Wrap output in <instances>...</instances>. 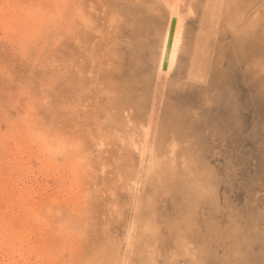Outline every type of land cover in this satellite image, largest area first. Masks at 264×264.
Segmentation results:
<instances>
[{
  "label": "rangeland",
  "instance_id": "1",
  "mask_svg": "<svg viewBox=\"0 0 264 264\" xmlns=\"http://www.w3.org/2000/svg\"><path fill=\"white\" fill-rule=\"evenodd\" d=\"M122 2L78 19L84 49L72 0H0V264H264V22L245 46L221 24L208 83L180 86L154 71L163 0Z\"/></svg>",
  "mask_w": 264,
  "mask_h": 264
},
{
  "label": "bare ground",
  "instance_id": "2",
  "mask_svg": "<svg viewBox=\"0 0 264 264\" xmlns=\"http://www.w3.org/2000/svg\"><path fill=\"white\" fill-rule=\"evenodd\" d=\"M72 1H73V15H74L73 19H72V28L74 30L72 38H73V42L76 40H79L78 38H81L82 43L80 42V40H79V42L81 43V45L83 44L82 47L84 49L87 47L88 38L90 36H89V33L85 29H83L80 32L77 31L76 28L78 26L77 22H79L78 19L82 22L83 25H88V23H95L96 21L99 20L98 19L99 16H97L98 15L97 13H99V11H101L103 14L106 15L110 12L117 10V8L122 7V4H123V2H122L123 0H121V1L120 0L119 1H115V0H72ZM113 1H115V2H113ZM178 1L179 0H163L164 4H162V5L167 11V18H166V21L164 22V26L158 32L159 35L157 37L158 38V44H157L158 49H157V54H156V64H155V70H154L157 80L162 76L166 77V75H168L171 71H173L179 65L181 66V63H183L182 66L185 68L184 73H185V78H186L185 80L186 81L184 82V84H181V85L179 84L180 86H186L188 84L194 85L195 83H200V82L203 83L204 81L206 83L208 78L207 79H206V77L203 78V76L206 75L207 72L209 73V69H211V63L213 62V57L210 54L212 53V50H214V47L216 46V45H213V42L215 40H217V38H218V35H219L218 32H219V29L221 27V24H222V26L224 24V25H228L229 27H231V29H229L228 27L227 28L229 30L233 31V33H232L233 37H235L236 41L241 43V45H243V46L249 45L253 39H258V36H259L258 34L260 33L258 28L261 25V23L264 22V7H263V2H262L263 0H199L198 9H199V12L202 13V15H203L200 19L201 25L198 27L201 31L198 33L195 32L193 36H191V34H190V37H192L190 40H187L185 38V29H184V21H185L184 19L185 18L184 17H186V16L181 13L182 10L180 9L181 6L179 5ZM118 4H119V6L117 7ZM81 6L83 8H85L84 10L86 13L78 11L79 10L78 7H81ZM125 7L127 8V6H125ZM125 7H123V8H125ZM102 8H104V9H102ZM148 8L149 7H147V10H148L147 14H148L150 9L152 10V8H150V9H148ZM186 9H187V13H188V14L186 13V15H189L191 13V11H193L191 6L187 7ZM130 12H132V10H130ZM135 12H137V10ZM135 12L133 14L136 15ZM193 12H195V11H193ZM151 13L156 15V11H151ZM139 14L141 15V13H139ZM139 14H137V15H139ZM135 15H134V17H135ZM100 18L103 19V17H100ZM172 19H175V27L173 30L170 46L167 49V43H168V39H169V30H170V24H171ZM90 25H92V24H90ZM221 28H222V30L226 29V28L223 29V27H221ZM232 31H229V32H232ZM215 44H216V42H215ZM243 46H241V47H243ZM244 51H246V49ZM210 56L212 58V62H209ZM214 59H215V57H214ZM164 62L166 63L165 68H163ZM82 67H84V69H85L84 64ZM203 79H205V80H203ZM125 95H126V93H124V96ZM124 96H123V98L121 97L124 101L122 103L117 102V105H119L120 110L124 109L126 111L127 116L130 117L132 115V113H131L132 111H134V113H135V111L137 109H139L138 108L139 104H138V102L137 103L135 102L137 99L135 100V98L130 97L128 94L126 95L127 97L125 96V98H124ZM148 119H150V118H147V122L149 121ZM106 121H108V120H106ZM146 124H148V123H146ZM178 124H180V123H178ZM157 128H159V127H157ZM159 130L160 129H158V131ZM161 130H162V128H161ZM158 131H156V133H158ZM162 131H164V129ZM161 133H159V135L158 134L154 135L155 138L153 141H155V139L157 140L158 138L156 136L160 137ZM165 133L166 134L170 133L171 138L173 136L177 138V136L182 134V131L180 129L176 128V129L165 130L163 132V134H165ZM149 134H150L149 133V126L143 128L142 138H141L142 140H140V141L142 142V144L144 146L146 145V142L149 138ZM170 134L168 135V137L170 136ZM165 135H164V137H165ZM163 139L164 138H162V141H163ZM158 141H160V139ZM172 141H173V139H172ZM153 143H155V142H153ZM156 143H157V141H156ZM159 143H161V141ZM169 143L170 142L168 141V145H166L167 148L169 146ZM172 143H174V142H172ZM149 144H151V143H149ZM155 145H157V144H155ZM158 145L159 146L161 145V147L163 146L162 144H158ZM134 146H136V145L134 144ZM176 146H177V144H176ZM148 148H149V146H148ZM148 162H149V160H148ZM163 168H164V166H163ZM15 196L18 197L17 195H15ZM15 199H18V198H15ZM0 223H2V222H0ZM1 229L2 228H0V230ZM8 238H10V237H8ZM103 251H101V252H103ZM86 253H88V252H86ZM106 253H107V251L105 252V254ZM108 254H106V255H108ZM82 255H84V254H82ZM114 255H115V253H114ZM88 256L89 255H87L86 258H89ZM92 256L90 255V259ZM95 257L97 258V256H94L92 258L95 259ZM99 257H100V255H99ZM100 258H99V260H100ZM86 260L87 259H85L84 261H86ZM102 261L104 262L105 260L102 259L101 262ZM112 263H113V261H112ZM91 264H92V262H91Z\"/></svg>",
  "mask_w": 264,
  "mask_h": 264
},
{
  "label": "water",
  "instance_id": "3",
  "mask_svg": "<svg viewBox=\"0 0 264 264\" xmlns=\"http://www.w3.org/2000/svg\"><path fill=\"white\" fill-rule=\"evenodd\" d=\"M174 27H175V19H172L171 24H170L169 39H168V43H167V49L170 46V42H171V38H172ZM165 67H166V63L164 62L163 63V68H165Z\"/></svg>",
  "mask_w": 264,
  "mask_h": 264
}]
</instances>
